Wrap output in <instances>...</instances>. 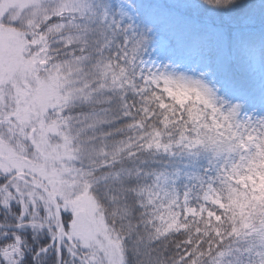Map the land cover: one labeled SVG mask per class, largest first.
Wrapping results in <instances>:
<instances>
[{"label":"snow or ice","instance_id":"snow-or-ice-1","mask_svg":"<svg viewBox=\"0 0 264 264\" xmlns=\"http://www.w3.org/2000/svg\"><path fill=\"white\" fill-rule=\"evenodd\" d=\"M0 264H264V0H0Z\"/></svg>","mask_w":264,"mask_h":264}]
</instances>
